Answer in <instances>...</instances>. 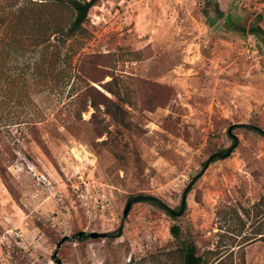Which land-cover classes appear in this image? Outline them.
<instances>
[{
	"label": "rangeland",
	"instance_id": "rangeland-1",
	"mask_svg": "<svg viewBox=\"0 0 264 264\" xmlns=\"http://www.w3.org/2000/svg\"><path fill=\"white\" fill-rule=\"evenodd\" d=\"M87 29L0 87V264H56L65 236L59 264H164L172 225L264 264V0H101ZM183 192L179 216L147 199Z\"/></svg>",
	"mask_w": 264,
	"mask_h": 264
},
{
	"label": "trees",
	"instance_id": "trees-1",
	"mask_svg": "<svg viewBox=\"0 0 264 264\" xmlns=\"http://www.w3.org/2000/svg\"><path fill=\"white\" fill-rule=\"evenodd\" d=\"M100 1L0 0V87L12 83L19 76L24 78L27 73H35L32 70L34 66L45 59H50L53 63L63 59L68 61L72 55L70 50L73 44L82 45L89 39L88 14ZM215 11L219 12L217 6ZM250 31L254 30L250 29ZM73 69L70 66V71ZM81 74V68L76 67L74 76L82 79ZM90 88L94 89L92 86ZM107 89L115 94L110 88ZM100 95L111 102L106 96L101 93ZM107 109L116 122L122 121L119 120L121 109L116 103L111 102V107L108 106ZM226 151L227 149L214 153L223 155ZM204 165L205 162L202 163V166ZM147 199L171 214L167 208L155 203L149 197ZM261 202H264V197L260 198L259 203ZM169 231L173 237L171 246L150 253V261L164 264H245L244 252L240 249L249 239L237 244L238 254L234 261V252L230 248H209L199 253L195 241L190 236L181 238L178 225L170 226ZM146 261L143 259L137 262L131 258L125 264H136V262L146 264Z\"/></svg>",
	"mask_w": 264,
	"mask_h": 264
},
{
	"label": "water",
	"instance_id": "water-1",
	"mask_svg": "<svg viewBox=\"0 0 264 264\" xmlns=\"http://www.w3.org/2000/svg\"><path fill=\"white\" fill-rule=\"evenodd\" d=\"M244 127L248 128V129H251V130H254V131H261L259 127L251 125V124H245ZM229 152H230V149H228L226 151V153L223 154V155L221 153H214V154L210 155L209 158L205 161V165L204 166H207L210 160H214V159L219 158V157L227 156L229 154ZM144 198L145 197H137V198L129 200L126 203L125 207H124L123 214H122V219H124L126 217V214H127L128 210H129L130 205H131L132 202L137 201V200H141V199H144ZM149 198L152 201H154L155 203L159 204L160 206H162L164 208H167L169 210V212L173 216H179L184 210V206H185V192H183V194H182L181 205H180V208H179L178 211L170 209L166 204H164L160 199H158L156 197H149ZM121 225H122V221H121L120 226L118 228L117 235H119L120 232H121ZM109 234H110V232H96V231H91V232H88V233H84V232H79L78 233V235L80 236L81 239H84V238H87V237H91V238L106 237ZM66 237H68V236L63 237L56 244L55 251L52 254L51 258H52V260H55L56 264L60 263L59 259L56 258L57 249L59 248L61 243L66 239Z\"/></svg>",
	"mask_w": 264,
	"mask_h": 264
}]
</instances>
